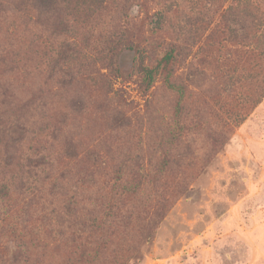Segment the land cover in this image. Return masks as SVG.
Listing matches in <instances>:
<instances>
[{"label": "rangeland", "instance_id": "1", "mask_svg": "<svg viewBox=\"0 0 264 264\" xmlns=\"http://www.w3.org/2000/svg\"><path fill=\"white\" fill-rule=\"evenodd\" d=\"M248 1L253 0H86L87 15L67 37L86 54L93 79L100 82L105 75L109 84L106 90L102 83L91 87L94 108L70 124L71 134L98 147L103 161L126 163V179L139 172L159 175L170 157L180 165L165 172L158 185L147 182L126 197L122 214L104 230H84L76 244L84 243L86 258L101 264H264V97L238 121L243 104L231 106L215 78L217 43L210 36L217 25L224 30L223 13ZM161 14L169 22L162 32H153ZM113 23L147 40L139 48L157 74L148 94L141 89L142 76L131 69L132 54L121 58V74H111L102 61L109 56L105 44ZM19 24L14 15L3 16L0 35ZM17 45L26 52L27 39L21 36ZM172 46L178 51L167 65L163 58ZM103 100L108 107L101 110ZM116 109L130 127H120L112 118ZM179 123L189 130L174 142L165 140L167 129L177 133ZM211 132L222 133L216 147ZM113 174L110 167L95 174L96 184L80 193L84 207L92 209V198L104 195L103 182L105 187ZM67 196L54 192L50 198L60 203ZM81 215L87 221L96 217ZM11 227L18 234L21 220ZM0 237V252L11 263L20 253L19 240L8 230ZM71 249L67 234L46 252L36 250L30 264H62Z\"/></svg>", "mask_w": 264, "mask_h": 264}, {"label": "trees", "instance_id": "2", "mask_svg": "<svg viewBox=\"0 0 264 264\" xmlns=\"http://www.w3.org/2000/svg\"><path fill=\"white\" fill-rule=\"evenodd\" d=\"M263 2L248 1L237 10L231 9V13H223L220 23L224 30L217 25L210 35L217 43L215 78L231 106L243 104L239 122L264 97ZM94 5L105 8L102 3ZM88 10L86 0H0V18L12 14L21 20V24L0 35V236L8 230L18 238L20 247L11 263L1 251L2 264H30L36 250L46 252L52 242L67 234L72 249L62 264H101L84 256V243L76 244L83 239L84 230H104L122 214L126 197L136 195L147 182L158 185L165 172L180 168L177 159L170 157L162 164L165 171L154 174V178L139 172L126 179V163L103 161L98 147L90 148L71 134L70 124L94 108L91 87L102 83L101 89L106 90L109 84L105 75L100 76V82L93 79L86 54L67 37L78 31ZM168 22L163 14L159 15L152 31L162 32ZM21 36L28 42L26 52L17 45ZM145 42L137 32L113 23L105 44L109 56L102 61L111 74H121V58L132 54L131 69L142 76L140 86L148 94L157 74L155 67L145 64V54L139 48ZM224 43L235 47L224 48ZM177 51L173 46L169 49L163 58L167 65ZM166 82L177 88L172 81ZM98 106L103 110L108 104L103 100ZM111 113L120 127L131 126L121 110ZM185 130L189 128L179 123L177 133L167 129L163 138L174 142ZM221 137L222 133L209 134L212 147ZM108 167L114 171V178H108L105 187L103 182L104 195L92 198V209H87L80 193L96 184L95 174ZM54 192L62 197L74 193L57 203L50 198ZM82 212L96 217L87 221ZM16 220H21L18 234L11 229ZM73 225H79L78 230Z\"/></svg>", "mask_w": 264, "mask_h": 264}]
</instances>
